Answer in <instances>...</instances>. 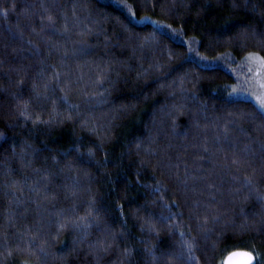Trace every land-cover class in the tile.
<instances>
[{
  "label": "trees",
  "instance_id": "16d2710c",
  "mask_svg": "<svg viewBox=\"0 0 264 264\" xmlns=\"http://www.w3.org/2000/svg\"><path fill=\"white\" fill-rule=\"evenodd\" d=\"M245 2L0 0V38L22 35L7 46L0 39V264H157L149 248L157 258L183 251L184 264H222L228 252L244 249L264 264V201L257 199L264 158L257 151L247 164L232 163L248 137L264 142V121L241 118L256 105L227 95L235 79L223 67L208 73L186 63L183 85L154 82L163 80L155 65L167 71L189 47L234 64L264 58V0ZM150 21L171 31H154ZM228 29L231 43L209 49ZM182 89L206 102L207 112L196 115ZM65 95L77 106L72 112L60 100ZM25 104L29 120L19 114ZM27 145L51 151L32 159ZM64 151L72 152L68 160L58 155ZM78 154L90 164L73 163ZM246 176L255 187L247 200L233 195ZM160 216L171 219L159 223ZM105 242L107 251L93 248Z\"/></svg>",
  "mask_w": 264,
  "mask_h": 264
},
{
  "label": "snow or ice",
  "instance_id": "6c2138e0",
  "mask_svg": "<svg viewBox=\"0 0 264 264\" xmlns=\"http://www.w3.org/2000/svg\"><path fill=\"white\" fill-rule=\"evenodd\" d=\"M117 4L121 3V0H116ZM249 0H246L245 2V7L247 8V4H248ZM128 13L129 18L134 19L135 18V13L132 11L131 8H129L128 4L125 2L121 5ZM46 19L49 21V23H53V16L52 15H47ZM141 19H145V20H150L149 17L145 16L142 17ZM150 23L155 24V28L154 31H161V29H169L171 31L170 25H161L158 22L155 21H150ZM230 32L231 29H228L227 31L221 32L217 35V37L214 38V40L209 43V49L212 47V43H215L217 46H219L221 43H231V41L234 39V37L230 36ZM163 35H168V32H164L162 33ZM181 33L180 32H171V35L173 36H179ZM224 37H228V40H224ZM5 42V46H7L8 43H13V42H17L19 40H22V35H18L17 33L8 31L7 34L3 37L0 38ZM135 40L134 36H130L129 37V43ZM31 43V42H29ZM184 42L182 41V44ZM192 43V41H188V44L190 45ZM139 47L143 48V44H139ZM81 53L87 55L88 54V50L87 49H81L80 50ZM192 57V60H189V57ZM171 57H169L170 59ZM250 59L252 57H249ZM256 59H259L260 65L262 68H264V58L262 57H256ZM195 62L197 64L198 67L202 66L201 70L204 72H208V73H212V72H216L218 71L220 68H227V65L225 63V57L223 55L221 56H216L213 57L212 61L208 60V57L206 56H200L198 51L196 49H192L191 47L188 48V52L181 58V61L176 64L175 66H172L170 68H168L167 71H164V66L161 64H157L155 65V69L158 72H162L163 74V80L160 79H156L154 82L157 84H160V86L163 88L165 86V82H167L169 80V78L171 79V83L168 84V87H172L174 88L177 84V82L179 81L182 85L187 81V77L190 75V73L188 71L185 70L184 65L186 63H192ZM234 63V61H232ZM213 64H215V67H213ZM229 72L231 71L230 69H227ZM257 75H260V73H257ZM54 79L57 81V83H59V75L57 74ZM193 79L195 80L196 77H193ZM259 83V88H260V92L257 94H254L249 92V96L252 97L254 99V103L256 105V107L252 108V115L249 117L247 114H244L241 118L242 119H252V120H260V121H264V80H261L258 82ZM193 87H195L196 85L193 84ZM45 91L48 92L50 91L53 95H55V87H51L49 88L48 85H45ZM61 91L63 92L64 89L61 88ZM224 91L227 92V95L229 97L232 96H237L241 94V90L237 89L235 87H233L231 89V91H228L227 89H225ZM37 97L40 96V93L37 92L36 93ZM169 95H173L172 93H169ZM101 99L97 101V103H101L103 102V93L100 94ZM181 97L182 100L185 102H190L191 104L195 105L197 108V113L196 115H200L201 112H207V103L206 102H201L199 97L196 95L195 92H191L188 95H184L183 89L181 90ZM138 99V97H137ZM60 100L67 105V111L72 112L77 106L76 105H71L68 104V97L67 95L60 97ZM53 103H55V100L53 101ZM229 103H238V101H229ZM180 109H183L185 107V103H181L178 106ZM28 105L25 104L24 107L20 110V115L24 117L25 120H29L31 117L27 111ZM172 110L176 111L177 110V105H173L172 106ZM229 115L231 116L232 114L229 113ZM71 118V117H69ZM39 120V118H37V121ZM173 124H175V121H173ZM237 131H240L239 128L236 129ZM89 131H91V129H89ZM250 140V145H245V148L243 149L242 153H240V159L239 160H233L232 163L233 164H247L249 162L250 159H254L255 158V154L258 151L260 156L262 158H264V142H257V141H252L250 137H248ZM225 143L228 145V147H232V145L230 143H228L227 140V135L225 137ZM137 149L140 148V144L137 143L136 144ZM27 148L30 149V151L27 153V155L29 157H31L32 159L38 158L41 155L42 151H47L50 152L51 150L47 148V146H43L42 149H33L31 145H27ZM77 153H79V149H76ZM21 152H24V149H21ZM58 155L61 157V159L63 160H68V158L70 156H72V152L71 151H64V152H59ZM93 155L91 149H89L88 151V156L91 158ZM22 160L24 159V155H21L20 157ZM52 160H56V157H50ZM73 163H89L90 164V160L89 161H85L82 157L81 154H78L74 160ZM141 163H144L143 161ZM44 180L48 179V174L46 173L43 177ZM184 184V187L187 188V181H183L182 182ZM212 185H209V188H211ZM242 189H246L247 190V194L245 195L242 192ZM158 190V189H157ZM37 192L40 191L39 188L36 189ZM44 191H47V188L44 189ZM255 191V187H254V181L252 179H249V177H245L244 178V182L241 185V188H237L235 189L233 195L235 197H240L241 195H243L244 199L247 200L249 197H251V195L253 194V192ZM161 199H163V197H161ZM258 201H264V196H258L257 197ZM213 202L214 198H213ZM173 203H175V201H173ZM241 211H243V209H241ZM89 216L92 215V212L90 211L88 213ZM262 215H264V213H262ZM80 221H83L85 218L84 217H80L79 218ZM153 217L151 215H149V220H152ZM171 217L170 216H160V217H156L155 220L158 221L159 223H164L166 220H170ZM213 219L215 220L216 217H213ZM264 222V221H262ZM85 227H87V225H85ZM152 230H154V226L152 228ZM115 234H107V239H114ZM184 247H186L188 249L189 252L192 251L191 246L189 244H184ZM111 247V245L106 244L105 243H100L97 245H93V248H98V250L100 252H104L107 251V249ZM40 253L42 255H44V249L41 248ZM150 254L153 255V259L157 260V264H159L160 260H164L166 257L169 258L166 261V264H173V262H175V264H184L185 261V256H184V252L183 251H179V252H164L161 254V256L159 258H157L153 252L152 249L149 248L147 250ZM249 259V264H252L253 262V256L249 255L248 256Z\"/></svg>",
  "mask_w": 264,
  "mask_h": 264
},
{
  "label": "rangeland",
  "instance_id": "374dc122",
  "mask_svg": "<svg viewBox=\"0 0 264 264\" xmlns=\"http://www.w3.org/2000/svg\"><path fill=\"white\" fill-rule=\"evenodd\" d=\"M184 41L183 39V42ZM249 57L252 58L250 59ZM212 59L213 58H210L208 60L212 61ZM230 60L231 58H225V63L227 65L226 70H231L230 72L227 71L231 73L235 79L234 87L241 90V94L235 97L247 99L254 103V99L250 97L248 93L251 92L253 95L259 93L261 90L258 82L264 80V69L261 67L259 59H256L253 55H249L238 64H234ZM257 73H260V75H257Z\"/></svg>",
  "mask_w": 264,
  "mask_h": 264
},
{
  "label": "water",
  "instance_id": "95a60500",
  "mask_svg": "<svg viewBox=\"0 0 264 264\" xmlns=\"http://www.w3.org/2000/svg\"><path fill=\"white\" fill-rule=\"evenodd\" d=\"M249 255L253 256L254 258L252 264H256V258L253 253L244 249H235L228 252L224 256L222 264H249Z\"/></svg>",
  "mask_w": 264,
  "mask_h": 264
}]
</instances>
